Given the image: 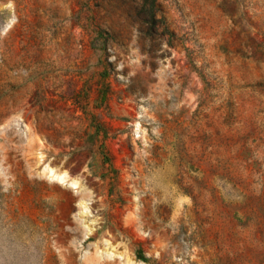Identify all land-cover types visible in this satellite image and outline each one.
Returning a JSON list of instances; mask_svg holds the SVG:
<instances>
[{
  "label": "rangeland",
  "instance_id": "rangeland-1",
  "mask_svg": "<svg viewBox=\"0 0 264 264\" xmlns=\"http://www.w3.org/2000/svg\"><path fill=\"white\" fill-rule=\"evenodd\" d=\"M0 264H264V0H0Z\"/></svg>",
  "mask_w": 264,
  "mask_h": 264
}]
</instances>
